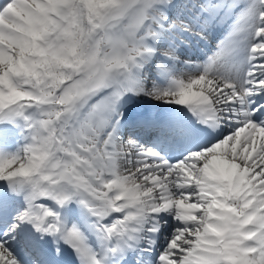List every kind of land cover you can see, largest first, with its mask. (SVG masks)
I'll list each match as a JSON object with an SVG mask.
<instances>
[{"label": "snow or ice", "instance_id": "snow-or-ice-1", "mask_svg": "<svg viewBox=\"0 0 264 264\" xmlns=\"http://www.w3.org/2000/svg\"><path fill=\"white\" fill-rule=\"evenodd\" d=\"M0 264H264V0H0Z\"/></svg>", "mask_w": 264, "mask_h": 264}]
</instances>
